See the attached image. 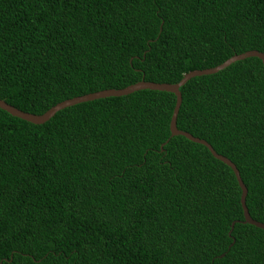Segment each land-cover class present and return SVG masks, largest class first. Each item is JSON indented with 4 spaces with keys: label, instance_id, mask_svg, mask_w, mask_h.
<instances>
[{
    "label": "trees",
    "instance_id": "16d2710c",
    "mask_svg": "<svg viewBox=\"0 0 264 264\" xmlns=\"http://www.w3.org/2000/svg\"><path fill=\"white\" fill-rule=\"evenodd\" d=\"M247 50L264 54V0H0V99L35 115ZM178 89L176 128L234 164L264 224L260 59ZM174 101L142 89L41 124L0 109V264H264V231L243 222L232 170L169 135Z\"/></svg>",
    "mask_w": 264,
    "mask_h": 264
},
{
    "label": "water",
    "instance_id": "95a60500",
    "mask_svg": "<svg viewBox=\"0 0 264 264\" xmlns=\"http://www.w3.org/2000/svg\"><path fill=\"white\" fill-rule=\"evenodd\" d=\"M250 56H254V57H257L258 59H260V61L262 63L263 75H264V54L257 51V50H247V51H244V52L239 53V54H234V55L230 56L229 58H227L226 60H224L223 62H221V63H219L213 67L200 69V70H197V69L190 70V71L184 73L183 76L175 83H156V82L144 81L143 79H140L139 81L134 82V83L127 85V86L120 88V89H102V90H98L95 92L86 93V94H83L80 96H75V97H71L68 99H64V100L54 104L53 106H51L50 108H48L46 111H44L40 115H35V114H31V113L21 111L15 107L5 103L1 99H0V109L4 110L5 112H7L11 116L23 119L27 122H30L33 124H41V123L47 121L51 116H53V114L56 111L63 109L65 107L77 104V103L85 102V101H91L94 99L104 98V97H108V96L127 95V94L134 92V91L142 90V89L171 92L175 96V101H174V105H173L171 115H170V119H169V123H168L169 135L170 136L182 135L183 137H185L186 139H188L192 142L199 143V144L205 146L214 158L220 160L221 162H223L225 165H227L232 170L233 175L236 179L237 185L240 189L239 203H240V207L242 210L243 222L254 225L258 228H261L264 231V224L261 222L253 220L248 215V212H247V209H246V206L244 203V198L246 195V187L244 186L242 180L240 179L239 173H238L236 167L234 166V164L228 158L216 153L212 149L210 144H208L205 140L200 139L198 137H194L186 131L179 130L176 128V125H175L177 111H178V107H179L180 101H181V95H180V92L178 89L180 86H182L188 79H190L193 76L215 73L218 70L223 69L224 67H226L227 65H229L230 63H232L236 60H240V59L250 57ZM161 146H162V144L160 145V149H161ZM231 226H232V224H231ZM219 256H222V254H220Z\"/></svg>",
    "mask_w": 264,
    "mask_h": 264
}]
</instances>
